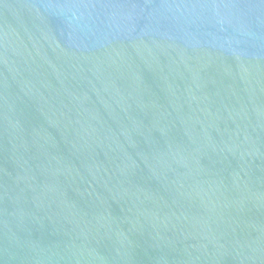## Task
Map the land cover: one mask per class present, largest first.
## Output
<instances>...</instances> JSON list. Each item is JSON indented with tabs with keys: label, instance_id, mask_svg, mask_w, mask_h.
<instances>
[{
	"label": "water",
	"instance_id": "1",
	"mask_svg": "<svg viewBox=\"0 0 264 264\" xmlns=\"http://www.w3.org/2000/svg\"><path fill=\"white\" fill-rule=\"evenodd\" d=\"M0 264H264V0H0Z\"/></svg>",
	"mask_w": 264,
	"mask_h": 264
}]
</instances>
